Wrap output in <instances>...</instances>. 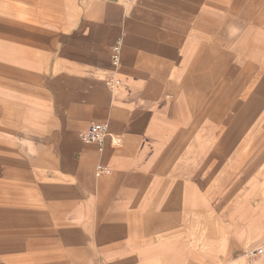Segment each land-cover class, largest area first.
<instances>
[{"label": "crops", "instance_id": "obj_1", "mask_svg": "<svg viewBox=\"0 0 264 264\" xmlns=\"http://www.w3.org/2000/svg\"><path fill=\"white\" fill-rule=\"evenodd\" d=\"M257 247L264 264V0H0V264Z\"/></svg>", "mask_w": 264, "mask_h": 264}, {"label": "built area", "instance_id": "obj_2", "mask_svg": "<svg viewBox=\"0 0 264 264\" xmlns=\"http://www.w3.org/2000/svg\"><path fill=\"white\" fill-rule=\"evenodd\" d=\"M126 3L132 0H123ZM119 51L118 47L116 48L115 52L112 55V63L113 65H117L119 62ZM110 84V83H109ZM108 134V124L107 123H94L92 126L88 127L87 129L83 130L80 133V137L86 142L94 143L98 148H102ZM263 253V247H257L253 250H249L246 253V259H248V264H253V261L257 256Z\"/></svg>", "mask_w": 264, "mask_h": 264}, {"label": "rangeland", "instance_id": "obj_3", "mask_svg": "<svg viewBox=\"0 0 264 264\" xmlns=\"http://www.w3.org/2000/svg\"><path fill=\"white\" fill-rule=\"evenodd\" d=\"M15 7H17V4H15Z\"/></svg>", "mask_w": 264, "mask_h": 264}]
</instances>
